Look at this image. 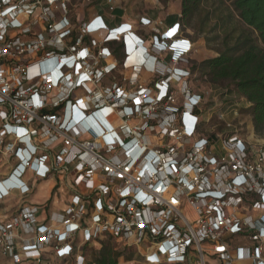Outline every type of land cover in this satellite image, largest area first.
<instances>
[{
    "label": "built area",
    "instance_id": "1",
    "mask_svg": "<svg viewBox=\"0 0 264 264\" xmlns=\"http://www.w3.org/2000/svg\"><path fill=\"white\" fill-rule=\"evenodd\" d=\"M70 2L0 0V201L30 194L28 171L68 180L53 224L33 205L0 219L2 254L43 264L47 248L66 260L111 238L142 264H264V153L200 133L182 26L152 28L150 53L131 25L72 19Z\"/></svg>",
    "mask_w": 264,
    "mask_h": 264
},
{
    "label": "trees",
    "instance_id": "2",
    "mask_svg": "<svg viewBox=\"0 0 264 264\" xmlns=\"http://www.w3.org/2000/svg\"><path fill=\"white\" fill-rule=\"evenodd\" d=\"M209 1L211 7L202 14V6ZM194 19L198 20V34L206 43L219 40L221 49L216 57L192 64L191 71L198 69L211 85L244 98L249 104L254 132L263 134L264 0H181L182 30L190 27ZM120 50L118 46L114 51L117 59H121ZM120 256V251L103 246L91 264H117Z\"/></svg>",
    "mask_w": 264,
    "mask_h": 264
},
{
    "label": "rangeland",
    "instance_id": "3",
    "mask_svg": "<svg viewBox=\"0 0 264 264\" xmlns=\"http://www.w3.org/2000/svg\"><path fill=\"white\" fill-rule=\"evenodd\" d=\"M117 5L125 8L127 11L135 14H150V12L166 11L167 3H175L176 0H114ZM211 1L205 3L202 8L204 11L211 7ZM113 1L108 3L107 0H99L97 3H91L89 0H71L70 13L73 18L79 17L88 20L98 12H107L113 7ZM214 23L212 20L211 24ZM236 23V21H235ZM230 28H233L230 27ZM138 35L147 39L151 35L148 28H133ZM199 23L197 19L191 22L190 27H186L185 34L191 36L193 45V53L199 54L201 59L211 58L217 55L221 49L220 41H212L207 44L204 37L198 34ZM192 54V53H191ZM191 63L198 65L199 63L192 62L191 57L187 58V67L190 69V88L192 91L201 94L204 101L200 108V114L203 122L200 125V133L206 137H213L216 140L224 141L232 135H236L243 140L250 148L252 153H264V133L256 134L253 129L251 116L249 113V104L244 98L227 88L211 85L207 78L196 69L191 71ZM123 71L118 69L112 77L105 80L107 84L111 80L118 82L123 75ZM125 75V74H124ZM229 125V126H228ZM212 143L215 141L212 139ZM3 176L0 175V180ZM16 198L7 197L0 202V219L5 217L11 219L18 213V208L22 206V201ZM5 220V219H4ZM109 246L116 251L121 252L118 258L120 264H137L138 257H135L133 250H126L122 246L117 245L111 238L105 239L100 244H93L84 250V253L79 257H71L66 260L50 259L46 256L43 258L44 264H91L94 255L103 247ZM117 261V262H118ZM0 264H13L10 258L4 256L0 250Z\"/></svg>",
    "mask_w": 264,
    "mask_h": 264
},
{
    "label": "crops",
    "instance_id": "4",
    "mask_svg": "<svg viewBox=\"0 0 264 264\" xmlns=\"http://www.w3.org/2000/svg\"><path fill=\"white\" fill-rule=\"evenodd\" d=\"M113 1V7L107 12H98L105 22L111 26L115 27L120 24H129L133 28L139 26V21L141 18H146L152 22V27L148 28L149 31H152V28H157L160 32H164L171 28L174 24L179 23L180 12H181V0H176L175 3H167L166 11L161 12H150V14H135L133 12L127 11L125 8H122L120 5H117ZM141 28V27H140ZM185 37L188 38L191 42L192 38L190 35L185 34ZM150 37L146 39L145 47L149 51L150 48ZM194 43V42H193ZM195 46V43H194ZM194 52V51H193ZM190 55L191 61L200 63L206 58L201 59L199 54L193 53ZM151 53V52H150ZM215 55L214 57H216ZM211 57V58H214ZM210 59V58H207ZM193 63H191L192 66ZM149 65L147 64L146 67ZM151 66V65H150ZM190 66V68H191ZM143 80H153L156 76H151L148 74H141ZM10 166L5 168H0V175L3 176L2 179L6 178L10 173ZM23 181L31 187V192L25 197L19 195L18 192H12L8 197H14L18 200H21L22 205H33L37 207L38 214L37 219L39 222L54 223L57 217L62 213L65 208L67 198H68V180L65 176L50 175L44 180H38L34 177V174L28 171ZM7 198V197H6ZM3 202V201H0ZM20 208V207H19ZM18 208V210H19ZM4 219H7L5 217ZM3 219V220H4ZM18 236H23L20 230L17 231ZM54 259L55 256L50 249H45L44 257ZM56 259V258H55ZM118 261V260H117ZM44 264V263H43ZM117 264H120L119 261ZM137 264H142L140 261Z\"/></svg>",
    "mask_w": 264,
    "mask_h": 264
},
{
    "label": "bare ground",
    "instance_id": "5",
    "mask_svg": "<svg viewBox=\"0 0 264 264\" xmlns=\"http://www.w3.org/2000/svg\"><path fill=\"white\" fill-rule=\"evenodd\" d=\"M1 190H4L5 188H4V186H1V188H0Z\"/></svg>",
    "mask_w": 264,
    "mask_h": 264
}]
</instances>
